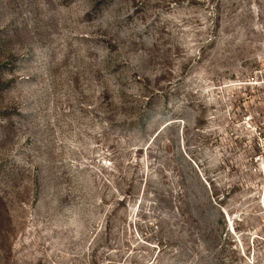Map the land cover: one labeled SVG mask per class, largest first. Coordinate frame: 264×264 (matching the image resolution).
<instances>
[{
    "label": "rangeland",
    "instance_id": "obj_1",
    "mask_svg": "<svg viewBox=\"0 0 264 264\" xmlns=\"http://www.w3.org/2000/svg\"><path fill=\"white\" fill-rule=\"evenodd\" d=\"M0 264H264V0H0Z\"/></svg>",
    "mask_w": 264,
    "mask_h": 264
}]
</instances>
